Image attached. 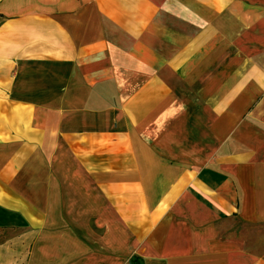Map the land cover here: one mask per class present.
<instances>
[{
	"label": "crops",
	"instance_id": "obj_1",
	"mask_svg": "<svg viewBox=\"0 0 264 264\" xmlns=\"http://www.w3.org/2000/svg\"><path fill=\"white\" fill-rule=\"evenodd\" d=\"M14 3L0 230L52 227L31 263L264 264V0ZM54 227H84L98 256L79 261Z\"/></svg>",
	"mask_w": 264,
	"mask_h": 264
},
{
	"label": "rangeland",
	"instance_id": "obj_2",
	"mask_svg": "<svg viewBox=\"0 0 264 264\" xmlns=\"http://www.w3.org/2000/svg\"><path fill=\"white\" fill-rule=\"evenodd\" d=\"M14 1L16 0H0V20H1L0 23H2L4 19H7V17H9L8 16L9 13L14 11L15 9ZM27 30L28 29L25 27L24 29L21 30L19 26H17V28L11 29L12 32H9L8 36L13 43L15 40L22 38L23 35H28ZM3 31L6 32L7 30H4V27L1 24L0 34H3ZM21 32H23L24 34L21 35ZM27 46H31L30 43ZM35 46H37L36 43H34L33 47ZM3 47H5V44L3 41H0V49H2ZM250 58H252V60L255 59V57H250ZM144 80L145 77L141 78L140 83H143ZM259 95L262 96L263 93H260ZM249 109L250 107L245 108V110H241L240 114H244V111L245 113H247ZM64 157L65 159H72L69 156L68 157L64 156ZM12 228H13L12 231H5L3 230L4 227L1 228L2 230H0V233L5 235V238H7L4 239V242L3 240L0 239V247L3 246L6 249H9L10 247V250L12 249L11 250L12 255L9 256L8 261L6 263H0V264H32L31 262L34 259L36 252V237L38 239L39 238L43 239L44 251L46 252L47 250H49V254H50V249L48 248V245H50L52 241V236H53L52 227H43L42 231H38V232H36L35 227H27L26 231H20L19 230L20 227H12ZM104 229L105 227H90L92 239H99L100 235H103L102 232L104 231ZM84 230H85L84 227H54V237L59 238L61 241L70 240V242L72 241L75 242V246L73 248L74 252L72 250L73 252L72 255L76 256L79 259V261H83V262H85V260L87 261L88 259L95 258L96 256H98L99 253V251L94 248L95 244L92 243L91 247H87L89 246V243L87 242L89 241V237L84 235L83 232ZM25 240L27 241L25 242ZM24 242L26 243V246ZM129 245L128 242L125 243V247L119 245L118 247H120V249L123 250V254L122 253H118V254L124 257H130L133 252V249L129 247ZM106 246L107 249L109 250L107 254L109 255L117 254L115 249L112 248L111 243L109 242L106 243ZM64 249L67 250L66 248H63L61 246V251H63Z\"/></svg>",
	"mask_w": 264,
	"mask_h": 264
},
{
	"label": "trees",
	"instance_id": "obj_3",
	"mask_svg": "<svg viewBox=\"0 0 264 264\" xmlns=\"http://www.w3.org/2000/svg\"><path fill=\"white\" fill-rule=\"evenodd\" d=\"M129 264H145L144 260L139 256H133L129 260Z\"/></svg>",
	"mask_w": 264,
	"mask_h": 264
}]
</instances>
